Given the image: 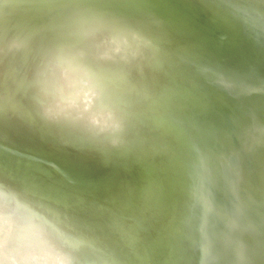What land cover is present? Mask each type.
<instances>
[{"label":"clouds","instance_id":"obj_1","mask_svg":"<svg viewBox=\"0 0 264 264\" xmlns=\"http://www.w3.org/2000/svg\"><path fill=\"white\" fill-rule=\"evenodd\" d=\"M2 3V0H0ZM0 16V116L41 139L105 159L142 149L157 134L179 146L182 122L172 82L178 74L163 21L141 0H17ZM259 40L264 0L218 5ZM205 73L210 69L204 68ZM215 82H234L215 73ZM240 174L226 225L245 218ZM131 195V193H129ZM146 190L145 200L152 198ZM206 228L217 202L203 176L195 190ZM129 211H140L130 200ZM140 219L112 213L106 225L54 206L38 187L0 181V264H127L142 257ZM206 235V234H205ZM202 249L207 258L209 247ZM243 258V243L240 242Z\"/></svg>","mask_w":264,"mask_h":264},{"label":"bare ground","instance_id":"obj_2","mask_svg":"<svg viewBox=\"0 0 264 264\" xmlns=\"http://www.w3.org/2000/svg\"><path fill=\"white\" fill-rule=\"evenodd\" d=\"M16 2L2 0L0 9ZM141 2L163 21L179 68L172 86L182 122L181 162L163 177V187L146 201V191L129 186L138 179L135 165L150 167L151 140L133 153L105 159L5 127L2 116L0 181L36 186L54 198V206L96 224L106 225L112 213L140 219L142 257L127 264H264V37L257 40L218 7L224 0ZM7 10L16 19L15 10ZM215 73L234 86L216 83ZM237 170L245 218L233 230L222 213L235 199L231 181ZM202 176L218 207L206 228L195 196ZM130 200L138 213L129 211Z\"/></svg>","mask_w":264,"mask_h":264},{"label":"water","instance_id":"obj_3","mask_svg":"<svg viewBox=\"0 0 264 264\" xmlns=\"http://www.w3.org/2000/svg\"><path fill=\"white\" fill-rule=\"evenodd\" d=\"M9 10L0 9V16L7 15ZM214 63L219 65V61L214 59ZM159 143L156 148H150L146 152V157L150 167L143 164L135 165L138 179L129 181L130 188L137 191H146L151 189L153 192L163 187V177L171 173L181 162V150L172 142H168L163 136L157 137ZM3 167V164H0Z\"/></svg>","mask_w":264,"mask_h":264}]
</instances>
